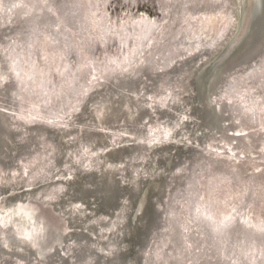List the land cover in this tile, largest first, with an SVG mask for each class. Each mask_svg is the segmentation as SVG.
Listing matches in <instances>:
<instances>
[{"label":"bare ground","instance_id":"1","mask_svg":"<svg viewBox=\"0 0 264 264\" xmlns=\"http://www.w3.org/2000/svg\"><path fill=\"white\" fill-rule=\"evenodd\" d=\"M250 1L246 0V6L242 9V0H156L163 13V21L159 25L145 20L141 23L149 24L146 29L140 23L134 24L135 27L130 24L127 29L118 27L111 39L103 31V22H99L102 17H98L91 25L90 37L94 36V42L98 40L99 44L103 42L101 37L105 42L114 40L119 52L108 55L104 45V59L94 63L90 53L94 42L91 41V45L87 43L89 18L97 8L94 0H0L1 84L15 87L2 69L8 60L10 65L13 62L19 66L22 54H26L25 45L30 42L25 65L15 71L20 78H17L20 80L17 90L21 86L24 94L31 93V100L25 101L26 105H32L29 111L56 110L61 103H66V112H72L69 114L72 121L65 120L60 125L56 121L50 124L40 120L17 123L8 128L10 134L12 131L14 135L20 133L22 156L29 152L32 144L40 141V137L51 142L50 162L54 157L55 160L58 158L59 149H68L66 139L71 140L72 148L82 140V144H86L84 147L94 150V153V143L98 141L96 136H100L102 144H108L114 138L116 143L129 142L115 145L106 153V160L111 158L119 162L120 171H116L118 169L113 165H105L101 169L104 176H99L96 180L98 183L95 182L92 187L87 181L95 176L92 178L88 174V167L79 166L81 168L76 167L74 171L66 168L72 177L67 176L65 180H70L67 184L69 188H76L75 197L79 199L80 196L87 201L91 196L95 197L101 212H94L93 215L88 212L81 216L80 204L69 208L71 221L77 218L79 223H84L80 229H72L69 235L64 233L66 236L62 235L56 247L41 246L46 234L39 231L34 217L26 212L27 207L23 208L25 204L4 205L0 200V255L3 254L0 264H264V194L258 196L256 189L253 199L254 205H258L257 211L252 209L253 201L250 209L246 206V210L239 211L238 204L225 206L226 203L213 197L214 193L212 195L210 191L212 186H231L233 182L237 190L234 199L238 203L247 188L255 191L258 181L261 177L264 179V110L260 109L257 117L255 112H249L248 106L254 98L258 107L262 95L254 97L252 91L242 88V82L248 79L264 93V26L257 28L254 25L250 29L249 36L252 35V38L241 51L238 48L236 54L230 53L228 60H232H227L226 65L211 67L218 56L229 53L230 50H226L232 38L236 36L235 41L239 31L240 35L244 31L242 20L249 18ZM256 12V22H260L262 17L264 21V2L262 13ZM44 16L46 19H43ZM71 24L77 31L83 32V38L86 37L83 44L85 55L81 56L82 63L73 72L71 68H76L77 64L69 65L66 55L72 50L77 51L74 45L81 47L82 44L79 40L78 45L73 41L74 45L70 46L67 28ZM93 29L98 34L96 37ZM55 44L64 51L58 49L56 52ZM43 46L47 48V57L43 56L42 60L49 64L54 62L56 68L44 70L37 67L32 50H39ZM87 65L90 71L97 67L103 80L88 84L83 99L73 104L72 94L77 92V84H81V80L73 77L74 73L81 76L87 71ZM47 70L55 71V75L59 70L71 74L54 82L52 87L46 83L48 87L45 89L40 84H44L45 78L49 82ZM181 87L187 93L179 97ZM150 91L155 95L159 93L156 100L146 96ZM108 92H111V98ZM203 96L206 103L202 101L204 122L201 124L197 114L202 107L199 97L203 99ZM107 97L109 99L105 101L103 98ZM246 97L249 98L248 102ZM11 98L14 95L11 94ZM95 99L102 110L101 118L99 110L94 112L90 109L89 115L94 123L79 120L85 107L98 106L92 103ZM108 102H112V105ZM180 111L188 114L186 120H181L183 115H179ZM51 118L54 120V116ZM120 119L124 123L120 124ZM154 119L158 121L157 132L169 133L170 137L174 133L179 136L187 131L192 138V141H186L181 151H174L167 172L161 171L160 166L152 164L151 160L156 143L148 140L146 125ZM229 123L233 126H229ZM1 124L0 127L6 129L5 122ZM28 126L33 128L26 129ZM49 131L54 132V138ZM56 131L60 134L57 135ZM10 142L8 140L2 146V151L8 150ZM157 143H161L156 150L158 154L163 152L161 156L174 150V143H170L168 149L162 142ZM47 149L50 150L49 147ZM44 155L47 156L46 153ZM100 155L102 153L95 155L89 164L97 166L106 161L97 160L96 156ZM35 158L39 160V156ZM80 159L76 160L78 165ZM70 163L74 165L72 160ZM49 164L47 160L35 163L30 170L31 177L36 176L35 171L42 174L47 166L49 169ZM72 164L70 168L75 167ZM147 165L151 167L147 168ZM21 167L19 170L23 175L28 166ZM0 169L5 171L2 165ZM119 173L122 175L119 176ZM145 173L153 176V181L162 180L164 190L160 189L159 183L152 193L149 192L152 195L145 197L148 187L145 186V192L134 200L137 195L134 189L139 190L143 181L145 184L150 178L146 180ZM110 178L119 182L113 192L110 187L106 189L104 186L106 179ZM50 183L47 197L57 193L56 188L59 187L57 181ZM0 185L1 189L3 186ZM187 185L188 195L185 190ZM194 193H197L195 197ZM102 196H105L104 200L99 199ZM154 196H158L162 204ZM259 200L262 203L259 204ZM153 202L158 212L148 220L145 211L152 208ZM27 203L32 205V201ZM143 204V211H140ZM138 212L140 220L136 226L133 217ZM175 217L178 223H175ZM202 223L210 229L208 234L203 231ZM236 225L240 227V233ZM48 226L52 228L50 224ZM228 234L243 237L241 242L233 244L235 249L229 255L219 245L227 239ZM206 238H212L210 244H207L209 240ZM35 242L37 245L33 246ZM214 251H218V254L215 255Z\"/></svg>","mask_w":264,"mask_h":264},{"label":"rangeland","instance_id":"2","mask_svg":"<svg viewBox=\"0 0 264 264\" xmlns=\"http://www.w3.org/2000/svg\"><path fill=\"white\" fill-rule=\"evenodd\" d=\"M95 3L97 4V8L91 13V18H89V34L87 35V43L88 44L90 43V45H91V41H93V42L95 41V40H93L94 36L91 35V37H90L91 31H92L91 25L94 23V20L98 17L99 18L102 17V18H100L101 21H99V22H103L102 23L104 26L103 31L106 33V35H108V37L110 39H111V36L115 35L114 32H116V30H115L116 28L122 27L123 29H127L126 25H128V23H130L132 25V27H135L136 25L133 26L134 24L144 22L145 20H148V21H150L151 24H156V25H159L163 21V13H162V10L159 8V4L156 2V0H94V4ZM20 18H22L21 14H20ZM87 26L85 29L88 30ZM81 30L83 31V28H81ZM94 30L95 29H93V32L95 34ZM67 31L70 34V41H71L70 46L73 44V41L75 44L79 40L83 41L82 33L77 31L73 24L68 26ZM97 35L98 34L96 33L95 37ZM101 38H102L101 40L103 41L101 44H99L100 42L98 43V40H97L90 47V53L92 54L91 57L94 59L93 60L94 63L98 59L99 60L102 59V57H101L102 46L105 45V48H107V53L109 55H113V53H115V51H116V44H115L114 40H110L109 42H105L104 41L105 39L103 40V37H101ZM37 40L38 39H36L34 42H36ZM29 43L30 42L26 43V45H25L26 54H24V55L22 54V57L18 61L19 66L25 65L26 58L28 57L27 53L29 54V52H30ZM59 45H61L63 47L65 46V44H59ZM74 48H76L77 51L73 52V50H72V51H70V53L67 52V55H66L67 56L66 57L67 63L69 65H73V64L76 65L77 64L76 68H74V69L71 68L72 72L78 68V65H80V63H82L81 62V58H82L81 56L85 55V52H86L83 50L82 46L76 47L74 45ZM58 49H61L62 51H64V49L60 48L58 46V44H55V51L58 52ZM166 52H168V51H166ZM77 55H79V56H77ZM43 56L45 58L47 57L46 46H43V48L41 47L39 50H38V48L32 50V58L34 59L35 62L38 63L37 67L39 66L41 69H44V70H46V68L48 69L49 67H50V69L56 68V65L54 62L51 61L52 63L49 64L48 62H46L45 59L43 61L42 60ZM163 60H164L165 64L168 63L165 58ZM110 62H112V61H110ZM178 63H181V62H178ZM85 64H87V63H85ZM162 64H164V63H162ZM87 67H88L87 71L85 70L86 74L83 73L81 76H77V74L74 73L73 77L77 80H81V84H77V92L72 94L73 97L71 98V101L73 104L78 103L79 99L80 100L83 99L85 92H86V87H88V84L97 83L98 81L103 80L100 71L97 70V67H95L94 70H92V71L89 70V65H87ZM57 68H58V66H57ZM85 69H86V66H85ZM16 70H19V67L15 66V65L13 66V64L10 65L9 60H8V64L6 65V67L4 69H2V71L6 72L7 76H5V77L10 78V81L14 82L15 87L11 86V84L6 85L7 83H4L2 85L0 84V87H1L0 88V94H2V95H0V108H2L4 110V112L6 111L5 114L10 117V120L8 123L9 129L12 128L17 123L26 124L30 121L43 120L44 122H47L50 124L54 123V121H56V123L59 125L65 120H67V122L72 121L71 120L72 117H69V114H71L72 112H70V111L66 112V110H65V108L68 105L66 103H61V105L56 110L41 111L40 109H38L39 110L38 112L29 111V110H31L30 108L32 107V105H30V106L26 105L25 101H27V102L29 101V99L31 97V93H25L24 94L23 88H21V86L17 90L16 86L19 85L20 80L17 79V78H19V76L15 72ZM54 72L47 70L46 77L48 76L47 80L49 82H47L46 78H45V82L43 84L44 88L48 87L47 86L48 84L46 85V83H49V87H52L51 85H54L53 84L54 82L62 80L63 76H67V75L71 74V72L64 74V72L62 70L61 71L59 70L56 75ZM88 73H91L90 77L87 76ZM22 83H24V82L22 81ZM4 85H6L5 88L3 87ZM12 85H13V83H12ZM41 86H42V84H41ZM44 88H42V89L45 90L46 88L45 89ZM242 88H247V89H249V91H252L254 97H256V96L258 97L259 95H262V96H260L261 99L259 101L258 107L255 106V99L254 98L251 99L252 101H251L250 105L247 103L248 106L250 107L249 112L250 113L255 112L256 116L259 117L260 109L264 110V108H263L264 107V95H263L264 93L259 90L260 88L254 82L251 83L248 81V79L245 80L244 82H242ZM183 89L184 88L180 89V90H182V92H181V94L178 95L179 97L182 96L183 94L187 93V92H185V89H184V91H183ZM25 91H29V90L25 89ZM150 92L151 93H149V95H148L149 98H151V100H156L159 96V93L157 95H155L153 93V91H150ZM11 94L14 95V98H11ZM21 95H23V96H21ZM80 97H82V98H80ZM248 101H249V98L246 97V102H248ZM35 105H37V107H38V104H35ZM95 111H97V110H94V112ZM178 113H179V115H183L182 117H180V118H182L181 120H186L188 118V114L184 115L182 111H180ZM53 116H54V120L51 118ZM80 116H83V117L85 116L91 123H94L93 118H91V116L88 113H86L84 111V109H83V113ZM81 120H83V119H81ZM79 122H81V121H79ZM119 123L122 124L124 122L121 121V119H120ZM98 125L105 126L104 124H98ZM62 126H63V124H62ZM123 126H124V124H123ZM157 127H158V121L155 119H154V121L150 120L146 125V129H147L146 136L148 137V140L150 142L156 143V144H154V150L152 152V154H153L152 158L153 159H151V160H152V164L157 163L158 167L160 166L159 169L161 171L165 170L167 172L168 170H166V169L170 166L171 159L174 157V155H173L174 151H176V150L178 151L179 149H180L179 151H181L182 147L186 144V141L190 142V141H192V138L187 134V131H185V134H183V135L178 136L177 133H174L172 136L169 137V133H167L165 135V133L157 132V130L155 129ZM28 128H33V126L32 127L28 126L26 129H28ZM125 128L128 131H130L127 128V126ZM50 129L56 130L57 128L56 129L50 128ZM154 130H156V131H154ZM49 134L52 135V137L54 138L55 135H54L53 131H49ZM56 134L59 135L60 133L58 131H56ZM20 136H21L20 133H19V135H17V134L12 135L8 150L6 152L0 151V161L2 160L5 162V164H3L1 162L0 165H2L3 169L6 171L5 172V171L0 169V175H5V177L0 176L1 177L0 184H2V186H3L0 189V200L2 201V204L9 205V204H13V203H19L21 199H24L26 202L32 201L38 205L39 210L41 212L40 213L41 215H44L46 217V219H48L51 223H55V225L58 226V228H56L58 231L67 233V235H69L71 233L70 231L72 229H76V228L80 229L81 225L84 223V222H82V224H81V222L79 223V219H77V218L76 219L73 218V221H71V215L68 211L69 208L79 206V204H80L79 208L81 211H79V212L81 213V216L84 213H88V212H91L92 215L94 214V212H97V211L101 212V209L99 208L100 206H98L99 204H97V200L95 199V197L91 196L88 199V201L82 197L80 198L79 195H78L79 199L75 197L76 193H77L76 188L75 189H74V187L69 188V186L67 184L70 182V180H68V178L65 180V177H67V176L72 177V175L70 174L71 172L67 171L66 168L69 167V170L74 171L75 168L79 167V166H81V167L84 166V168L88 167L87 169H90L88 171V174L92 178L95 176L92 180L89 179L90 181L89 180L87 181V182H89V186L92 187L95 184V182H97L96 180L98 179L99 176H104V172L101 169H103L105 165H107V166L113 165L112 166L113 168L118 169L116 171H118V172L120 171L119 169L121 166L118 165L119 162L117 160H112L111 158L110 159L107 158V160H106V153L113 146L120 145L121 142L116 143L115 142L116 140L114 138V139L109 140L108 144H102V140H101L100 136H98V137L96 136V139L98 141L96 143H94V145L96 146V148H95L96 153H94V150H89V148L87 149L86 147H84V145H86V144L85 143L82 144V140H81V142L76 144V146H74V148H72L71 140L68 141L66 139L67 148L70 151L66 148L63 150L59 149V151L57 152L58 158L55 160L56 157H54L53 161L50 162V155H51L52 150H51V144H50L51 142L49 139H46L44 137H40L41 138L40 141L39 142L37 141V143L32 144L29 152L23 157L22 156L23 153H21V150L23 148L22 147L23 142L19 140ZM182 137H183V140L181 139ZM158 141L162 142V145H166L167 149H168V145L170 143H174L173 152L165 153V155H162V156H161V154L163 152L161 154H158V151H156V150H157V147L161 145V143L160 144L157 143ZM125 144H129V142L125 141V142L121 143V145H125ZM48 147L50 148V150L47 149ZM56 149H58V147ZM44 153H46L47 156H45ZM99 153H102V155L96 156L97 160L101 161V159H102V160H106V161H104L101 164L99 163L98 164L99 166L98 165L96 166L93 164L90 165L89 161L94 160L95 155H99ZM36 155L39 156V160H37L35 158ZM88 156H91L92 158L88 157ZM2 158H4V159H2ZM24 159H25V161H24ZM78 159H80L79 165L76 162V160H78ZM46 160H47V163H50L49 169L47 166L46 170L45 169L42 170V172H43L42 174L40 171H39L40 174H38V172L35 171L33 173H35L36 176L31 177V174H32V172L30 171L31 167L35 166V163H37L38 161L42 163V162H45ZM71 160L74 163V165L72 163H70ZM74 160L76 163L74 162ZM151 160H149L148 163ZM26 164L28 167L25 168L26 172H24L22 175L21 174L22 171L19 170V166L20 167H21V165L25 166ZM70 164H72L75 167L70 168V166H69ZM88 165H90V166H88ZM81 167H79V168H81ZM124 167H125V169L127 168L126 165ZM148 167H151V166L147 165V168ZM1 172H2V174H1ZM121 175L122 174L119 173V176H121ZM144 176L146 177V180L148 177H150V178H148L147 183H145V184L143 181V183L141 184L142 185L141 188L139 187V190H138V188L136 189L139 192H145V190H146L145 186L149 185V180L151 181L153 179V176L151 177V176L147 175L146 173L144 174ZM56 181H57L58 186H59L58 188H56L57 193H58V191H61L62 188H64L63 191H61L59 194L54 193V195H49L47 197V193L49 191L48 185H51L50 182H56ZM258 182H259V184L255 188V191H254V189L249 190V191L245 190V192L241 194L238 203H237L236 199H234L235 198L234 196L237 194V190L235 189V187H234L235 184L233 182L230 183L231 186H229V185L228 186H225V185L221 186L220 184L217 186H214V188L212 186V189H210V191H212V195L214 193L213 197H215L216 199L223 200L224 201L223 204L226 203L225 206L229 205V204H231V205L233 204V206L238 204L239 208L247 206L248 209H250L249 207L251 206L250 204L254 200L253 198L255 196L254 194L256 192V189L259 193V191L261 189V188H259V185L264 187V179L259 180ZM64 183H65V185H64ZM146 188L148 189V187H146ZM209 195L212 196L210 194V192H209ZM211 199H212V197H211ZM246 208H245V210H246ZM50 209L55 211L56 214L59 215L58 217L61 218V221H57V216H56V218H52V215L50 213ZM127 212H128V210L126 209V213ZM133 218L135 220L134 222H136V226H138L139 220H140L139 213ZM65 224L68 227H66ZM181 226L180 227L183 229L182 223H181ZM69 238L70 237H68V239ZM65 242H67V241H65ZM64 244L65 243H63V245ZM2 256H3V254L0 255V257H2ZM1 260H2V258H1Z\"/></svg>","mask_w":264,"mask_h":264},{"label":"water","instance_id":"3","mask_svg":"<svg viewBox=\"0 0 264 264\" xmlns=\"http://www.w3.org/2000/svg\"><path fill=\"white\" fill-rule=\"evenodd\" d=\"M263 2H264V0H251L250 1V7H249V9H250V15L248 16L249 18L248 19H243L242 20V28H244V26H245V28H244V31L243 32H241V35H240V31H239V36L237 37V39L234 41V39H235V37L236 36H234L233 38H232V40L229 42V48L227 47V50L226 51H229V53L226 55V56H223L224 55V53L223 54H221L220 56H218L217 57V59H215L214 61H213V63H212V65H211V67H212V69H214V68H217V67H223L224 65H226L227 64V62L228 61H230V60H232V58L230 59V60H228V56L230 55V53L232 54V53H234V54H236L235 52L237 51V49L238 48H241L240 49V51L243 49V48H245L246 47V45L248 44V42H249V40L252 38V35L251 36H249V31H250V29L255 25L257 28H262L263 26H264V21H263V17L261 18V21L259 22V20L256 22V20H257V18H256V15H257V12L256 11H259L260 13H262L261 11H263ZM248 4V3H247ZM243 6H246V0H242V9H243ZM243 12V11H242ZM256 12V13H255ZM262 15V14H261ZM256 22V23H255ZM253 23H255V24H253ZM240 30V29H239ZM235 35H237V34H235ZM237 44V46H235ZM239 52V51H238ZM233 54V55H234ZM228 60V61H227ZM12 64H15V63H13L12 62ZM15 66H18V65H16L15 64ZM19 67V66H18ZM20 68V67H19ZM225 70V67L223 68V70H222V72ZM222 76H223V74H222ZM110 79V78H109ZM0 80H1V78H0ZM0 84H1V81H0ZM2 85V84H1ZM41 85V84H40ZM102 85H105V84H102ZM43 86V85H42ZM1 88V87H0ZM22 92V91H21ZM23 93H24V91H23ZM108 94H109V96H110V98H111V92H108ZM149 95V93L148 94H146V96H148ZM22 96V95H21ZM105 101L106 100H108L109 99V97H107V98H103ZM197 99H198V95H197ZM199 99H200V102L202 103V101H204V103H206V101H205V98H204V96H203V99L202 98H200L199 97ZM93 105H98V106H95V108H92L91 106H87V107H85L84 108V111L86 112V113H88L89 114V112H90V109L91 110H99V118H101V109H100V106H99V104H97L96 103V99L95 100H93ZM108 103H110L111 105H112V102H108ZM6 112V111H5ZM5 112H4V110L2 109V108H0V124L2 123V122H5V124H6V129L5 128H3V127H0V151H2V149H3V147H4V145L6 144V142L8 143V140H10L11 141V137H12V135H14L13 134V132L14 131H12V134H10L9 133V130H8V123H9V120H10V117L8 116V115H6L5 114ZM198 116H199V120H198V122L199 123H203L204 122V118H203V116H204V111H203V103H202V107H201V109H200V113H198L197 114ZM80 118L81 119H83V120H88L85 116L83 117V116H79V120H80ZM89 121V120H88ZM201 121V122H200ZM90 122V121H89ZM1 126H4V124L2 125L1 124ZM199 126V125H198ZM229 126H233V125H230V123H229ZM3 146V147H2ZM244 152H246V151H244ZM196 175H193L192 177H195ZM112 177V176H111ZM192 177H190V179L192 178ZM260 177H261V175H260ZM262 179L261 180H263V177H261ZM254 181V180H253ZM252 181V182H253ZM159 183H161V184H159ZM157 184V185H156ZM158 184H159V186H160V189L161 190H164V187L165 186H163L162 185V180H155V181H153V180H151L150 182H149V185H146V186H148V189H147V192H146V194H144L145 195V197H148L149 195H152V194H150L149 192H151L152 193V191L154 190V187L156 186H158ZM248 184V183H247ZM248 185H250V184H248ZM104 186L106 187V189L107 188H109L110 187V189H111V192H113L114 191V189H117L118 188V186H119V182L114 178V179H109V180H107L106 179V182H104ZM103 186V187H104ZM250 187V186H249ZM212 188V187H211ZM214 188V187H213ZM259 188H261L260 189V191H259V195L258 196H261V195H263L264 194V187H262L261 185H259ZM136 192H137V195L135 196V198H134V200L136 199V198H138V196H139V194H141L142 192H139L138 190H136V189H134ZM185 190H186V192H187V195H188V185L185 187ZM247 190L249 191V189L247 188ZM263 191V192H262ZM97 192V191H96ZM196 194L197 193H194L193 195H194V197L196 196ZM209 197H210V199H211V196L209 195ZM142 198V197H141ZM140 198V199H141ZM154 198L157 200V202L158 203H160V204H162V202H161V200L159 199V197L158 196H154ZM263 198H264V196H263ZM99 199L101 200V199H105V196H102V197H99ZM140 199L138 200V201H140ZM198 200L200 201V199L198 198ZM23 201V202H22ZM138 201H137V203H138ZM257 202H258V199H257ZM19 203H21V204H25V206H23V208H26L27 207V209H26V212H29L33 217H34V219H35V221H36V225H37V227H38V229H39V231L40 230H42V232H43V235H45L44 237H43V242L41 243V246L42 247H50V246H55L56 247V245L57 244H59L60 243V241H61V239H62V235H65L64 234V232H61V231H58L56 228H58V226H56L55 225V223H51L48 219H46V217L44 216V215H41L40 213V210H39V207H38V205L36 204V203H34V202H32V205H27L28 203L24 200V199H21L20 200V202ZM31 203V202H30ZM137 203H136V208H137ZM260 203H262L260 200H259V204ZM145 204V203H144ZM144 204L140 207V211H143V210H141V208L144 206ZM147 204V203H146ZM192 204L193 203H191V204H189L190 206H191V208H192ZM10 205V204H9ZM245 205V204H244ZM253 207H252V209L254 210H256L257 211V207H258V205H257V207L254 205V200H253ZM154 207V208H153ZM138 209V208H137ZM245 209V207H240L239 208V211H241V210H244ZM253 210H252V213H253ZM155 211V212H154ZM189 211V210H188ZM157 212H158V209H157V206L155 205V203L153 202L152 203V208L150 209V210H146L145 211V213L147 214V216H148V220L151 218V217H153V213H156L157 214ZM50 213H51V215H52V218H56V216H57V221H61V218H59L58 216L59 215H57L56 214V212L55 211H53V210H51L50 209ZM139 213V212H138ZM142 214V213H141ZM141 214H140V216H141ZM143 215V214H142ZM237 215V214H236ZM159 216V215H158ZM160 217V216H159ZM175 223H178V218L177 217H175ZM50 224V226L53 228H50L48 225ZM202 225H203V227H204V230L203 231H205L207 234L209 233V228H208V226H206L204 223H202ZM156 226V225H155ZM236 228H237V230H238V233H240V227L239 226H237L236 225ZM49 229V230H48ZM14 231V230H13ZM48 231V232H47ZM51 233V234H49V235H47L48 233ZM66 236V235H65ZM242 238L243 237H240V236H232V234L230 235V234H228V236H227V239L226 240H224V241H222V244H219V245H221V247H223V249H225V254H227V255H229V254H231L233 251H234V247H233V244L234 243H237V242H241L242 241ZM206 239H208L209 240V243H207V244H210V240H212V238H206ZM176 240H177V237H176ZM25 245H27L26 243H25ZM32 245V244H31ZM37 245V243L35 242V244H33V246H36ZM214 253H215V255H217L218 254V251H214ZM236 255V254H235ZM175 260H177L176 258H175ZM178 261V260H177ZM161 262V261H160ZM235 264V263H234Z\"/></svg>","mask_w":264,"mask_h":264},{"label":"flooded vegetation","instance_id":"4","mask_svg":"<svg viewBox=\"0 0 264 264\" xmlns=\"http://www.w3.org/2000/svg\"><path fill=\"white\" fill-rule=\"evenodd\" d=\"M50 16V15H49ZM45 17V16H44ZM43 19H46V17L45 18H43ZM39 20H40V18H39ZM147 21V20H146ZM41 22V21H40ZM145 22V21H144ZM42 23V22H41ZM38 24H39V22H38ZM140 24L142 25V27H144L145 29L148 27V25L149 24H146V23H144V24H142L141 22H140ZM129 25H130V23H128V25H126L127 27H129ZM81 33H83V32H81ZM82 36H83V34H82ZM83 38V37H82ZM86 40V37H84L83 38V41H81V44L83 45ZM77 45H78V42H77ZM81 45V46H82ZM89 46V45H88ZM88 46H85V48H87ZM82 47H84V45L82 46ZM84 51H85V49H83ZM116 53H118L119 51H118V48L116 47V51H115ZM103 54H105L106 55V53H103ZM108 54V53H107ZM109 55V54H108ZM101 57H102V55H101ZM86 58H90V57H86ZM103 58V57H102ZM104 59V58H103Z\"/></svg>","mask_w":264,"mask_h":264}]
</instances>
